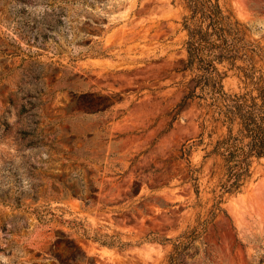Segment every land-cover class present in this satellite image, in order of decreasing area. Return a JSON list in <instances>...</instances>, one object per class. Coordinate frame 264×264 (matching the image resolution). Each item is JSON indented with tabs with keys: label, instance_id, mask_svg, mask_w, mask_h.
<instances>
[{
	"label": "rangeland",
	"instance_id": "rangeland-1",
	"mask_svg": "<svg viewBox=\"0 0 264 264\" xmlns=\"http://www.w3.org/2000/svg\"><path fill=\"white\" fill-rule=\"evenodd\" d=\"M218 1L247 43L242 68L218 65L224 89L256 95L264 0ZM185 14L180 0H0V264H52L66 241L84 263L166 264L171 241L209 217L220 160L204 154L224 128L203 99L177 108L194 75L180 70ZM90 93L107 107L86 112ZM252 170L184 264H264V159ZM82 178L96 189L88 204L67 192Z\"/></svg>",
	"mask_w": 264,
	"mask_h": 264
},
{
	"label": "trees",
	"instance_id": "trees-1",
	"mask_svg": "<svg viewBox=\"0 0 264 264\" xmlns=\"http://www.w3.org/2000/svg\"><path fill=\"white\" fill-rule=\"evenodd\" d=\"M187 14L183 16L182 27L186 31L184 49L186 58L180 70H190L194 73L193 85L182 99L177 103L178 110L188 99L199 98L206 101L213 120L218 122L224 132L217 138L211 149L204 154L217 156L220 160V175L217 183L211 188L212 203L209 217L199 221L188 233L181 234L171 241L172 249L166 264H184L185 250L192 245V241L200 236L204 225L217 213L225 214L223 196L237 194L252 177L253 164L264 159V84L254 81L256 95L249 92L228 93L223 86L224 71L218 67L223 62L231 66L245 54L243 51L247 43L243 41L236 21L230 20L227 10H223L218 0H180ZM90 98L95 109L86 112H100L107 107L103 101L111 96L85 94ZM177 114V112H176ZM192 144H183L180 148L179 158L186 160L189 167V179L196 194L199 193L198 168L191 166L189 153ZM119 174V173H117ZM120 175V174H119ZM87 178L79 180L67 187L72 195L84 196L85 204L93 198L96 189ZM134 191L133 193H137ZM88 238L99 242L100 245L117 246L124 248L129 242L115 237L89 234L83 229ZM151 239H156L155 236ZM160 241H170L169 238H157ZM63 254H55L52 264H94L88 260L84 263V254L73 242L66 241L62 247Z\"/></svg>",
	"mask_w": 264,
	"mask_h": 264
}]
</instances>
